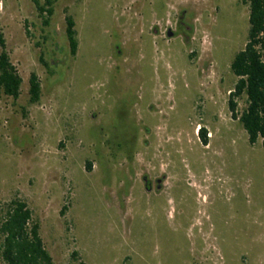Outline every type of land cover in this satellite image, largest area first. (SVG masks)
I'll return each instance as SVG.
<instances>
[{
    "label": "rangeland",
    "instance_id": "1",
    "mask_svg": "<svg viewBox=\"0 0 264 264\" xmlns=\"http://www.w3.org/2000/svg\"><path fill=\"white\" fill-rule=\"evenodd\" d=\"M152 9L187 11L188 42L125 49ZM248 30L240 0H58L47 25L31 0H0L22 81L0 96V207L26 203L53 264H264V147L227 106ZM143 174H165L163 192L144 196Z\"/></svg>",
    "mask_w": 264,
    "mask_h": 264
},
{
    "label": "trees",
    "instance_id": "2",
    "mask_svg": "<svg viewBox=\"0 0 264 264\" xmlns=\"http://www.w3.org/2000/svg\"><path fill=\"white\" fill-rule=\"evenodd\" d=\"M58 0H31L39 17L47 25L53 6ZM248 9V37L243 50L238 52L230 65L237 79L229 93L228 110L254 145L258 139L264 147V0H240ZM73 22L67 19L66 36L71 55H75L77 42ZM0 96L17 99L21 78L5 52V42L0 34ZM29 101L36 103L40 85L35 75L29 78ZM244 96L245 108L236 113L235 100ZM203 131V130H202ZM202 134V133H201ZM0 264H53L44 249L39 235V224L32 220L25 202L14 198L0 207Z\"/></svg>",
    "mask_w": 264,
    "mask_h": 264
},
{
    "label": "flooded vegetation",
    "instance_id": "3",
    "mask_svg": "<svg viewBox=\"0 0 264 264\" xmlns=\"http://www.w3.org/2000/svg\"><path fill=\"white\" fill-rule=\"evenodd\" d=\"M147 11L148 12H143L138 15L134 26H132L133 33L136 34L137 37L135 39H132L131 42H125V49H130L132 52L139 53L141 52V49L146 45H155L159 41L162 43H166L176 37L183 38L188 42L189 38L187 36V32L191 33L193 31V26L189 22H187V11H177L176 18L173 19V23L169 20L165 21L162 17L153 14L155 12L154 9ZM154 39H157V41ZM115 48L118 49V46H115ZM117 54L121 55V50L118 49ZM123 61L125 63V60ZM138 65L139 64H137V66ZM124 66H126V64H124ZM140 128L142 129V131H145L148 134L151 133L147 126H142ZM203 133L205 134L204 131ZM166 179L167 176L165 174L153 176L149 174L141 175L140 188L144 196L151 194H161L163 192Z\"/></svg>",
    "mask_w": 264,
    "mask_h": 264
},
{
    "label": "water",
    "instance_id": "4",
    "mask_svg": "<svg viewBox=\"0 0 264 264\" xmlns=\"http://www.w3.org/2000/svg\"><path fill=\"white\" fill-rule=\"evenodd\" d=\"M58 49V46L57 45H55V50H57ZM59 52L60 53H62L63 52V49H59ZM66 59V57H64V60Z\"/></svg>",
    "mask_w": 264,
    "mask_h": 264
}]
</instances>
